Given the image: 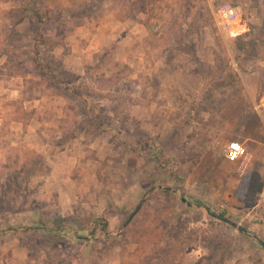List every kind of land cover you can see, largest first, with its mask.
Masks as SVG:
<instances>
[{
	"label": "rangeland",
	"instance_id": "374dc122",
	"mask_svg": "<svg viewBox=\"0 0 264 264\" xmlns=\"http://www.w3.org/2000/svg\"><path fill=\"white\" fill-rule=\"evenodd\" d=\"M263 190L264 0H0V264H264Z\"/></svg>",
	"mask_w": 264,
	"mask_h": 264
},
{
	"label": "built area",
	"instance_id": "2783aa9c",
	"mask_svg": "<svg viewBox=\"0 0 264 264\" xmlns=\"http://www.w3.org/2000/svg\"><path fill=\"white\" fill-rule=\"evenodd\" d=\"M216 22L226 40L236 41L244 38L251 31L241 8L232 4H223L218 8ZM226 159L231 164L239 165L240 171H244L248 167L250 155L246 147L236 141L229 144Z\"/></svg>",
	"mask_w": 264,
	"mask_h": 264
},
{
	"label": "water",
	"instance_id": "95a60500",
	"mask_svg": "<svg viewBox=\"0 0 264 264\" xmlns=\"http://www.w3.org/2000/svg\"><path fill=\"white\" fill-rule=\"evenodd\" d=\"M167 190H170V188H166ZM184 203H186V201L184 200ZM189 206L192 207V205L188 204ZM198 208H202V206H197ZM206 211L216 220L221 221L227 225H230L231 227H234L235 229H237V231L239 233L245 234L248 237H250L253 240H256L263 248H264V242L262 240H260L259 238H257L256 236H253L252 234H249L248 231L245 228H241L238 227L236 224H234L233 222L227 220L226 218L222 217V216H218L216 214H213L210 212L209 208H205ZM141 210V206L133 213V215L131 216V218L127 221L125 228H127L130 223L132 222V220L135 218V216L138 214V212Z\"/></svg>",
	"mask_w": 264,
	"mask_h": 264
},
{
	"label": "crops",
	"instance_id": "0c3cea01",
	"mask_svg": "<svg viewBox=\"0 0 264 264\" xmlns=\"http://www.w3.org/2000/svg\"><path fill=\"white\" fill-rule=\"evenodd\" d=\"M249 94H250V96H251V98H253L254 97V95L256 94V91H252V90H250L249 91ZM252 140L250 139V138H247V139H245L244 140V142L242 141V143L241 144H243L245 147H246V144L247 143H249V142H251ZM226 147H227V144L225 145ZM229 162V161H228ZM230 163V162H229Z\"/></svg>",
	"mask_w": 264,
	"mask_h": 264
}]
</instances>
